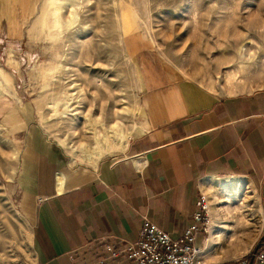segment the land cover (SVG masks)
<instances>
[{
	"label": "rangeland",
	"instance_id": "374dc122",
	"mask_svg": "<svg viewBox=\"0 0 264 264\" xmlns=\"http://www.w3.org/2000/svg\"><path fill=\"white\" fill-rule=\"evenodd\" d=\"M153 56L219 96L264 90V0H0V101L11 104L0 103V264H36L16 187L30 136L75 166L119 157L120 136H134L141 68ZM92 123L114 141L98 148L86 139ZM212 182L206 194L221 222L247 211L250 226L243 244L239 230H225L205 261L252 253L264 215L251 188L244 179Z\"/></svg>",
	"mask_w": 264,
	"mask_h": 264
},
{
	"label": "crops",
	"instance_id": "0c3cea01",
	"mask_svg": "<svg viewBox=\"0 0 264 264\" xmlns=\"http://www.w3.org/2000/svg\"><path fill=\"white\" fill-rule=\"evenodd\" d=\"M139 77L134 136L119 157L75 166L40 137L27 141L16 187L36 264H89L103 244L136 240L143 217L176 237L213 179H244L263 220L264 90L219 96L154 56Z\"/></svg>",
	"mask_w": 264,
	"mask_h": 264
},
{
	"label": "built area",
	"instance_id": "2783aa9c",
	"mask_svg": "<svg viewBox=\"0 0 264 264\" xmlns=\"http://www.w3.org/2000/svg\"><path fill=\"white\" fill-rule=\"evenodd\" d=\"M192 223L173 237L143 217L137 239L122 246L103 244V252L89 264H207L203 250L209 236V216L203 194ZM209 264H264V239L254 251L234 260Z\"/></svg>",
	"mask_w": 264,
	"mask_h": 264
},
{
	"label": "bare ground",
	"instance_id": "6f19581e",
	"mask_svg": "<svg viewBox=\"0 0 264 264\" xmlns=\"http://www.w3.org/2000/svg\"><path fill=\"white\" fill-rule=\"evenodd\" d=\"M57 8V7H56ZM58 9V8H57ZM58 20V19H57ZM61 44V43H60ZM58 45V44H57ZM56 45V46H57ZM58 47V46H57ZM61 48V47H60ZM61 50V49H60ZM58 51V50H57ZM59 56V55H58ZM55 69H58L59 68H55ZM62 76V75H61ZM59 77V76H58ZM61 82V81H60ZM64 84V83H63ZM60 86V84H58ZM64 86V85H62ZM65 88V87H64ZM73 96V95H72ZM70 96V97H72ZM74 97V96H73ZM72 99L71 98H68V102L65 104V105H69V101H71ZM69 109V108H68ZM68 112V110H67ZM95 124V123H94ZM93 123L91 124V127L88 128V132H89V137H87L86 139H89V138H92V140L95 141V145H97L98 148H103L105 146L106 143L108 142H113L114 138H110V135H105V134H102V132L100 131V128H98V124L97 126L94 125ZM102 130V129H101ZM109 132V131H108ZM134 132V131H133ZM117 134V133H116ZM132 131L128 132L127 134H124L120 137L121 140H123V142L120 144L119 148L117 149L116 153H123L125 151V149L127 148L128 146V143L130 141V139L132 138ZM106 139L108 140L107 142ZM105 142V143H104ZM115 153V154H116ZM204 199H205V204L207 206V209H208V216H209V236L207 237L206 239V248H204L203 250V256H204V263H207L209 264V262H206L205 261V249L206 251L209 250V247H215L217 246V243L218 241L221 239V235L224 233L225 230H230V229H233V232L237 233V231L239 230L240 231V235L241 237H239V241H238L240 244L246 242V240L244 239H247L246 238V232H241L242 230L245 231V228H247L248 226H250L249 222L246 221V223L244 222V218H246V214L244 212H237V214L235 213L234 216H233V222L231 225H227V223L225 224L224 222H221L220 218H219V213H218V210H216L215 208L211 207V205L209 204V197L207 195H204ZM257 215V214H256ZM247 224V225H246ZM249 224V225H248ZM209 238V239H208ZM235 241V242H236ZM234 242V243H235ZM238 243V244H239ZM226 251L223 253V255H221L220 257L218 258H210L208 261L212 262V263H217L218 260H224L225 259V256L228 255V254H225ZM217 257V256H216ZM207 259V258H206Z\"/></svg>",
	"mask_w": 264,
	"mask_h": 264
}]
</instances>
